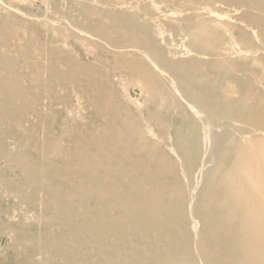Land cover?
<instances>
[{
  "label": "bare ground",
  "instance_id": "obj_1",
  "mask_svg": "<svg viewBox=\"0 0 264 264\" xmlns=\"http://www.w3.org/2000/svg\"><path fill=\"white\" fill-rule=\"evenodd\" d=\"M75 3L90 58L0 23V231L36 222L16 264H264V76L241 60L264 64V0Z\"/></svg>",
  "mask_w": 264,
  "mask_h": 264
},
{
  "label": "rangeland",
  "instance_id": "obj_2",
  "mask_svg": "<svg viewBox=\"0 0 264 264\" xmlns=\"http://www.w3.org/2000/svg\"><path fill=\"white\" fill-rule=\"evenodd\" d=\"M75 2L76 0H43V1L42 0H0V23L2 24L5 22H9V20L13 17V19L19 21L16 22L18 26L21 25L26 26L30 24L29 25L30 27L38 29L43 41L46 42L44 44L46 45L44 46L45 48L50 47L53 45V43H55L57 48L56 52L72 51L75 55L76 54L78 55L79 53L80 54L79 56L81 58L83 57L90 58L88 52H91L93 48L89 46L87 47V45L83 42V40L76 36L77 34H71V31H73L74 29V26L71 23L72 20L71 16L73 17L80 16V13L76 10ZM213 6L215 11L218 10V16L226 13V9L220 6L218 2H214ZM7 10H10L12 17H8L10 12ZM32 11L34 13H32ZM5 12L6 13L9 12V14H6ZM35 20L36 22H34ZM64 20L67 22H65ZM18 28L19 27L16 28V32L21 33L22 32L21 27L19 29ZM220 35H224V33H220ZM85 52H87V54H85ZM245 54L247 56L241 57L242 62L249 69H251L257 77L264 76V64L258 62V59L260 58L259 55L252 57L247 53ZM120 79H121L120 94H122L121 96L124 95L123 98L122 97L121 98L125 104H128L129 107L133 108L136 111L137 109L140 110L143 107L142 102L144 100V102L145 101L148 102L147 104H149V106H151L152 108L155 107L158 110L161 109L160 105L156 107L155 103L154 104L151 103L152 101H150L149 95H147L146 90L139 88V86L135 84L136 83L135 80H131L128 76L121 77ZM219 91L224 96L230 95L231 93H233L232 91L236 93V90L234 88L225 86V83L219 86ZM69 113L70 115L72 114L71 111ZM171 115L172 113H167L164 117L166 116L170 117ZM238 137L244 139L247 136L245 133H242ZM0 171L6 173L8 172L16 173L15 169L10 168L4 162H0ZM3 193H4L3 190L0 189V201L2 202L3 205H5L9 202V200H8V195L4 196L2 195ZM7 219L10 221L12 229L10 228L4 231H0V258H1L0 264H16L18 260L24 255L23 243L17 241L18 240L17 238L20 235L19 231L23 225H28L36 222H32V220H25L21 218L20 215L16 212L11 213L10 216H7ZM16 228L19 230L18 233ZM6 232L8 234H6Z\"/></svg>",
  "mask_w": 264,
  "mask_h": 264
}]
</instances>
